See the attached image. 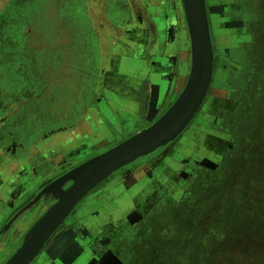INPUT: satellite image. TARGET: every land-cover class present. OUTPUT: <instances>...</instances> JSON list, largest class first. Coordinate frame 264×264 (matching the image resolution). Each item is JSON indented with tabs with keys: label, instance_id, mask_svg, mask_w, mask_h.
<instances>
[{
	"label": "flooded vegetation",
	"instance_id": "1",
	"mask_svg": "<svg viewBox=\"0 0 264 264\" xmlns=\"http://www.w3.org/2000/svg\"><path fill=\"white\" fill-rule=\"evenodd\" d=\"M127 1L124 7L128 8L121 11L119 19L129 41L123 48L117 45L120 49L114 51L118 52L119 65L124 67L130 59L131 48L143 50V64L149 68V74L156 72L158 58L168 62L172 70L160 107L162 114L183 89L191 65V42L183 3L182 0ZM206 2L207 7L208 3L223 4L224 10L209 18L214 52L213 77L193 120L176 140L120 168L94 188L50 235L29 264H166L175 255L176 248L181 251L182 245L192 240L188 241L190 238L185 230L196 229L202 211L216 206L220 199L218 194L230 192L228 181L232 184L237 179L229 165L230 151L235 149L234 130L236 127H264V94L256 87L253 68L243 63L244 44L230 47V22L228 28L224 26L230 21V0ZM111 3L114 5L113 0ZM232 13L234 17L239 16L235 10ZM97 39L95 37L92 44L98 49L100 42ZM87 58L94 65V72L83 69L89 74L83 70L81 74L85 73L87 79L93 80L89 85L92 89L101 74L106 73L101 65L104 57L99 50ZM51 77L48 81L43 80L39 92H49L52 82L56 84L55 75ZM71 85L72 94H76L75 82ZM88 93L89 90L86 96ZM148 95L141 101L143 108L148 106ZM55 97L44 106L38 99L31 105L21 102L17 108L1 107L0 150L18 159L24 158L26 150L38 144L36 140L42 135L40 127H58V115L51 114V108L57 104ZM80 98L75 96L74 101L81 102ZM27 106L39 108L41 113L29 114ZM42 109H49V113L43 115ZM79 116H75V121ZM73 125L76 124L65 127ZM47 135L44 133V137ZM29 139L26 147L24 142ZM115 145L103 147L96 154ZM81 161L63 156L61 162L45 172L38 171L37 166L28 169L26 186L22 188H16L18 186L13 183L6 184L3 171H0V192L5 190V197L0 195V259L5 258L6 262L11 257L30 227L55 202L53 194H40L42 190ZM225 161L228 166L224 165ZM205 182H214L218 187H205ZM193 196L213 198L205 204L195 205ZM8 198L12 199L9 201ZM192 211L199 214L195 220H192L195 216L190 213ZM214 215L211 212L208 218L216 220ZM176 229L178 232L172 235Z\"/></svg>",
	"mask_w": 264,
	"mask_h": 264
},
{
	"label": "rangeland",
	"instance_id": "2",
	"mask_svg": "<svg viewBox=\"0 0 264 264\" xmlns=\"http://www.w3.org/2000/svg\"><path fill=\"white\" fill-rule=\"evenodd\" d=\"M126 1L113 0V5L112 0H0V111L6 105L17 108L21 102L31 105L38 99L44 106L57 93L69 94L70 99L72 85L67 86V79L60 84L52 82L54 91L39 92L42 80L49 78L37 79L36 70L44 73L53 65L64 67L67 76L76 70L94 72L87 57L98 53L92 44L95 30L106 31L104 40L110 50L119 51L117 45L123 48L129 41L119 19L121 11L128 8L124 7ZM207 10L210 18L221 13L224 5L208 3ZM234 10L239 16H233ZM230 11V21L224 25L228 28L230 22V47L244 44L243 63L253 68L256 87L264 94V0H230ZM111 55L119 56L115 51ZM21 64H30L33 71ZM19 69L28 76L21 75ZM26 108L29 114L40 111ZM46 113L49 109H42V114ZM234 141L229 165L237 179L232 184L228 181L230 192L218 194L216 206L202 211L196 229L185 230L188 241L192 240L184 243L181 251L176 248L166 264H264V127H236ZM204 186L218 187L214 182H205ZM212 198L193 196L192 202L201 205ZM211 212L216 220L208 218ZM190 213L195 215L192 220L199 215ZM3 263L5 258L0 259Z\"/></svg>",
	"mask_w": 264,
	"mask_h": 264
},
{
	"label": "crops",
	"instance_id": "3",
	"mask_svg": "<svg viewBox=\"0 0 264 264\" xmlns=\"http://www.w3.org/2000/svg\"><path fill=\"white\" fill-rule=\"evenodd\" d=\"M105 32L96 30L94 36L99 39L98 51L100 50L104 57L101 65L107 74L102 73L98 83L92 89L89 85L93 83V80L82 76L80 71L71 72V75L67 76L64 67L59 69L53 65L50 66V71H44V73L40 69L36 70L34 75L41 80L44 77L49 78L55 75L57 84L64 83L65 79L68 82L67 86H70L71 82H75L77 92L76 94L70 92V99L69 94L64 96V94L57 93L55 97L57 99L56 108H51V114L58 115L60 119L58 120V127H40L42 135L40 139L36 140L38 144L35 143L27 149L24 158L18 159L15 155L11 156L5 150H0V171H3V181L6 184L8 182L13 183L14 186H18L16 188H22L26 186L28 169L37 166L38 171L45 172L52 165L61 162L63 156L74 161L82 160L80 162L82 163L101 151L103 147L117 145L137 133L161 115L160 107L167 93L171 66L168 65L167 61L164 62L158 58L160 62L155 65L156 72L149 74V68L143 64V50L138 51L132 48L130 59L126 60L127 64L124 67L120 66L119 57L112 56L111 52L114 50H110L109 46L105 44ZM67 43L68 41L65 40V45ZM133 53H136L135 56L132 55ZM111 58L114 59L113 62L110 61ZM21 65V67L30 68L33 71L30 64ZM19 71L21 75L28 76L22 69ZM51 90L54 91L53 87L50 88ZM68 90L70 91V89ZM88 90L89 93L86 96ZM147 93L149 94L148 106L143 108L141 101L147 99L144 97ZM75 96H81V102L74 101ZM75 116H79V120L75 121ZM71 123L76 125L65 127ZM59 125L64 127H59ZM44 133L48 135L44 137ZM29 142L30 139L28 142H24V145L29 146ZM4 193L5 190H2L0 195L5 197ZM14 193L16 192L14 191ZM182 205L185 209V204ZM182 205L181 209L183 208Z\"/></svg>",
	"mask_w": 264,
	"mask_h": 264
},
{
	"label": "water",
	"instance_id": "4",
	"mask_svg": "<svg viewBox=\"0 0 264 264\" xmlns=\"http://www.w3.org/2000/svg\"><path fill=\"white\" fill-rule=\"evenodd\" d=\"M182 3L191 39V66L177 98L149 126L48 184L40 194H53L55 202L30 227L22 244L5 264H29L50 235L94 188L120 168L175 140L193 120L211 85L214 52L206 0H182ZM68 182L70 185L65 187Z\"/></svg>",
	"mask_w": 264,
	"mask_h": 264
},
{
	"label": "bare ground",
	"instance_id": "5",
	"mask_svg": "<svg viewBox=\"0 0 264 264\" xmlns=\"http://www.w3.org/2000/svg\"><path fill=\"white\" fill-rule=\"evenodd\" d=\"M182 10V9H181Z\"/></svg>",
	"mask_w": 264,
	"mask_h": 264
}]
</instances>
